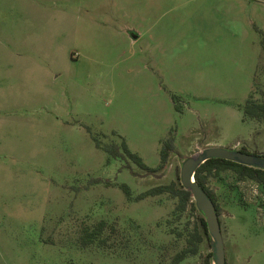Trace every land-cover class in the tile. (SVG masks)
<instances>
[{
	"label": "rangeland",
	"instance_id": "rangeland-1",
	"mask_svg": "<svg viewBox=\"0 0 264 264\" xmlns=\"http://www.w3.org/2000/svg\"><path fill=\"white\" fill-rule=\"evenodd\" d=\"M16 5H19L18 2ZM46 18L0 36V264H170L199 211L163 192L206 146L264 153V0H45ZM5 21V20H4ZM139 32L131 42L124 32ZM41 66L12 73L14 59ZM28 70V71H27ZM149 173L97 145L124 141ZM131 189L127 197L120 188ZM226 264H264V186L207 179ZM106 245L83 246L99 220ZM182 234V235H181ZM207 242L178 264H202Z\"/></svg>",
	"mask_w": 264,
	"mask_h": 264
},
{
	"label": "trees",
	"instance_id": "trees-1",
	"mask_svg": "<svg viewBox=\"0 0 264 264\" xmlns=\"http://www.w3.org/2000/svg\"><path fill=\"white\" fill-rule=\"evenodd\" d=\"M264 47V43H263ZM240 109L243 113V119L251 118L256 120L264 119V101L257 102L253 99L252 95L247 98L244 104L239 105ZM174 137L170 136L166 140L162 141L159 155H160V163L155 168H149L145 165L142 161L141 157L130 151L124 141H121L120 145L116 144H105L101 145L99 141L96 140V143L99 147H101L110 158H116L121 156L126 160V167H130L129 162L135 163L139 168L145 170L146 172L153 173L158 171L163 167L166 163L170 151L174 148ZM244 152H252L247 150L245 147L241 146L238 148ZM253 153H257L253 151ZM259 154V153H257ZM261 155H264L262 153ZM230 170L235 173L236 178L238 180H243L245 178L252 179L259 183L261 186H264V170L259 168H254L250 166H246L237 162H233L226 159L221 158H210L207 159L205 162L200 164L194 173L195 181L206 191L210 199L213 201L217 214L219 215V209L216 202V196L214 192L207 186V179L209 177H216L221 172ZM120 188L125 193L127 197L131 196V189L130 187L122 183L120 184ZM163 192H168L172 196L177 198V203L175 205L174 213L179 212L181 214L185 211L187 207L190 209L196 210L195 203L191 197V194L188 190L184 189L181 183L171 182L170 184H160L153 186L137 195V199H143L147 196L157 195ZM221 223V221H220ZM109 229V233L115 231L114 226H108L107 222L103 219L97 221L93 226L89 227L86 226L83 229L81 234V244L83 246L90 245L97 241L99 245H106L107 240L106 237H102V233L105 229ZM182 235V234H181ZM183 236L184 245L182 248L174 253L171 258L170 264H178L182 260H184L189 255H195L198 251L199 244L201 242H207V249L205 254L202 256V264H212L211 258V249H210V236L208 235L206 224L204 221L203 216L199 212L198 219L195 225L191 229H186V232Z\"/></svg>",
	"mask_w": 264,
	"mask_h": 264
},
{
	"label": "water",
	"instance_id": "water-1",
	"mask_svg": "<svg viewBox=\"0 0 264 264\" xmlns=\"http://www.w3.org/2000/svg\"><path fill=\"white\" fill-rule=\"evenodd\" d=\"M210 158H221L246 166L264 170V155L244 152L234 147L206 146L194 155L186 157L180 163L179 179L184 189L188 190L196 209L204 218L208 235L212 264H226L224 242L219 217L213 201L206 191L195 181L197 167Z\"/></svg>",
	"mask_w": 264,
	"mask_h": 264
},
{
	"label": "crops",
	"instance_id": "crops-1",
	"mask_svg": "<svg viewBox=\"0 0 264 264\" xmlns=\"http://www.w3.org/2000/svg\"><path fill=\"white\" fill-rule=\"evenodd\" d=\"M45 0H0V36L3 30V22L5 26L17 25V22L12 20H24L29 25H34L35 20H43L46 18V10H42L41 4ZM63 2L69 0H62ZM18 2L19 5H16ZM5 20V21H4ZM34 21V23L32 22ZM131 42H135L141 33L139 32H124ZM8 68L13 69L12 73L18 74L21 68H36L41 66L35 60H20L18 58L8 62ZM28 71V70H27Z\"/></svg>",
	"mask_w": 264,
	"mask_h": 264
},
{
	"label": "flooded vegetation",
	"instance_id": "flooded-vegetation-1",
	"mask_svg": "<svg viewBox=\"0 0 264 264\" xmlns=\"http://www.w3.org/2000/svg\"><path fill=\"white\" fill-rule=\"evenodd\" d=\"M218 217H219V215H218ZM219 221H220V218H219ZM220 225H221V223H220ZM221 231H222V226H221ZM222 236H223V234H222ZM224 250H225V248H224ZM225 262H226V257H225Z\"/></svg>",
	"mask_w": 264,
	"mask_h": 264
}]
</instances>
